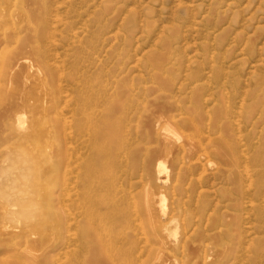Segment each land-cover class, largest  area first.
<instances>
[{
    "label": "rangeland",
    "instance_id": "374dc122",
    "mask_svg": "<svg viewBox=\"0 0 264 264\" xmlns=\"http://www.w3.org/2000/svg\"><path fill=\"white\" fill-rule=\"evenodd\" d=\"M262 172L264 0H0V264H264Z\"/></svg>",
    "mask_w": 264,
    "mask_h": 264
},
{
    "label": "bare ground",
    "instance_id": "6f19581e",
    "mask_svg": "<svg viewBox=\"0 0 264 264\" xmlns=\"http://www.w3.org/2000/svg\"><path fill=\"white\" fill-rule=\"evenodd\" d=\"M28 29V28H27ZM17 39V38H16ZM34 46H35V44H34ZM36 47V46H35ZM37 49V48H36ZM35 52H36V50H35ZM33 53V52H32ZM38 54V53H37ZM35 55V54H34ZM40 54H38V56H39ZM42 55V54H41ZM40 55V56H41ZM37 55H36V57H38ZM44 57V56H43ZM40 57H38V58H36V59H39ZM40 60V59H39ZM39 60H37V61H39ZM43 61V60H42ZM41 62V61H40ZM36 66V65H35ZM31 67V66H30ZM37 67V66H36ZM39 69V68H38ZM11 70V69H10ZM9 70V71H10ZM46 70V69H45ZM27 71V70H26ZM46 72H47V70H46ZM10 73V72H9ZM42 78V77H41ZM9 79V78H8ZM45 79V78H44ZM46 80H47V78H46ZM44 81V80H43ZM71 81V80H70ZM46 84L47 83H45V86H46ZM49 86L47 87V88H49V95H51L50 96V100H49V103H47L48 101H47V99H46V106H40V99H37L36 100V103H34L35 105H37L36 107H37V109H36V111H39V110H41L42 111V109L41 108H44V111H43V113H42V117H43V119H44V121L43 120H41V119H38L36 122H35V125H34V129L38 132L39 130H40V128L41 127H43V125L44 124H46V125H50V127H51V130H52V133H53V130H54V126H53V123L54 122H52V119L49 117V114H50V110H49V108H51V103H52V108H55L56 107V102H57V99H56V91H57V89L55 90V89H53L54 87L51 85V84H48ZM53 87V88H52ZM91 88V87H90ZM29 89H31V88H29ZM86 90V89H85ZM69 91V90H68ZM54 92V94H53V98H52V93ZM67 92V91H66ZM69 93V92H68ZM72 93V92H71ZM168 94V93H167ZM67 96V95H66ZM83 96V95H82ZM85 97V96H84ZM25 98V97H24ZM68 98V97H67ZM82 100V99H81ZM29 101V100H28ZM79 101V100H78ZM84 101V100H83ZM82 101V102H83ZM81 102V103H82ZM2 103V102H1ZM5 103V102H4ZM3 103V104H4ZM66 103V102H65ZM177 103V102H176ZM28 104V103H27ZM35 105H34V107H35ZM78 105H80L79 103L77 104V106ZM82 105H83V103H82ZM82 105L81 106H79L80 107V109L79 110H81V112H82V110H83V108H82ZM144 105V104H143ZM74 106H76V105H74ZM38 107H39V109H38ZM103 107V106H102ZM28 108V107H27ZM51 108V109H52ZM77 108V107H76ZM98 108V107H97ZM23 109V108H22ZM85 110V109H84ZM104 110V109H103ZM71 111V110H70ZM94 111V110H93ZM8 112V111H7ZM136 112V111H135ZM140 112V111H139ZM19 113H21V112H19ZM83 113H85V112H83ZM22 114V113H21ZM81 114L82 113H79V117L78 118H75L72 122H71V126L69 127V125H67V128H68V130L70 129V132H68L67 131V129L65 130V131H67V132H65V134L64 135H66L65 136V139H67L68 141V144L70 145L71 144V141H70V139L73 137V136H76V137H78V138H84V135H82L83 133H84V123H83V120H82V117H81ZM18 116V115H17ZM16 116V117H17ZM96 116V115H95ZM160 116V115H159ZM169 116V115H168ZM20 117H22V116H20ZM46 117H48V118H46ZM97 117V116H96ZM84 118V117H83ZM165 119H166V117H164ZM22 118H18L17 119V124L19 125V126H21L22 124H23V121L21 120ZM92 119V118H91ZM171 119H173V116H172V118ZM87 120V119H86ZM86 120H84V121H86ZM101 120V119H100ZM167 120V119H166ZM10 121V120H9ZM168 121V120H167ZM48 122H49V124H48ZM69 122V121H68ZM68 122H66V123H68ZM109 122V120L107 121V123ZM131 122V121H130ZM166 122V121H165ZM169 123H171L170 121H168ZM93 123V122H92ZM104 124V125H102V127L103 128H98L99 130H94V134H95V141H97V139H99L100 138V136H102V138H103V136H105L107 133L110 135L111 134V129H110V125L109 124ZM10 124V123H9ZM62 124V123H61ZM88 124V123H87ZM114 124V123H113ZM161 125V124H160ZM19 126H18V128L17 129H19ZM52 126H53V128H52ZM169 126H170V124H169ZM32 127V126H31ZM90 126H88V128H89ZM93 127V126H92ZM113 127V126H112ZM111 127V128H112ZM194 127V126H193ZM168 128V127H167ZM166 128V129H167ZM189 128V127H188ZM95 129V128H94ZM127 129V128H126ZM195 129V128H194ZM87 130V129H86ZM158 130V129H157ZM169 130V129H168ZM58 131V130H57ZM64 130H62V133H64L63 132ZM163 131V130H162ZM165 131V130H164ZM225 131V130H224ZM117 132V131H116ZM118 132H120V131H118ZM170 132V131H169ZM189 132V131H188ZM171 133V132H170ZM88 134V133H87ZM63 135V134H62ZM116 135V134H115ZM115 135H112L113 137L115 136ZM164 135V134H163ZM193 135V134H192ZM108 137V136H107ZM168 137H170V136H168ZM187 136H185V138H186ZM74 138V137H73ZM112 138V137H111ZM176 138H178L177 136H176ZM190 138V137H189ZM101 139V138H100ZM106 139H108V138H106ZM110 139V138H109ZM108 139V141L110 142V140ZM173 139V138H172ZM182 139V138H181ZM194 139V138H193ZM35 140V139H34ZM80 140V139H79ZM128 140V139H127ZM187 140H188V138H187ZM100 141V140H99ZM98 141V142H99ZM107 141V142H108ZM190 141V140H189ZM197 141V140H196ZM87 142V141H86ZM108 142V143H109ZM123 142V141H122ZM193 143L195 142L194 140L192 141ZM34 143V142H33ZM83 143H85L84 141L82 142V144ZM90 143V142H89ZM104 144H105V142H103ZM91 144V143H90ZM95 144V143H94ZM35 145H37V144H35ZM80 145V144H79ZM72 146V145H71ZM97 146L101 149V153L103 154V156H105L106 154H108L107 153V151L106 150H104V149H106V147H107V145L106 146H103V145H100V144H97ZM179 146H181V145H179ZM40 146L39 145H37L36 146V149H37V151L40 149L39 148ZM98 148V149H99ZM189 148L190 149H192V148H194V144H191V143H189ZM131 149V148H130ZM195 149V148H194ZM218 149H219V152H220V155H222V154H225V149H224V145H223V143L221 142V141H219L218 142ZM81 150V149H80ZM128 150V149H127ZM196 150V149H195ZM198 150V149H197ZM67 151H69V150H67ZM73 151L74 150H71L70 149V151H69V156H68V161H69V165H68V167L70 166V159L72 158V154H73ZM182 151H183V149H182ZM79 152H82V151H79ZM130 152V151H129ZM165 152V151H164ZM44 153V152H43ZM112 153V152H111ZM41 154V153H40ZM82 154H83V152H82ZM226 155V154H225ZM151 156H152V154H149L148 155V158H147V160H146V162H145V165L146 166H148L150 163H151ZM182 156V155H181ZM80 157H81V155H80ZM198 157V156H197ZM84 158V157H83ZM142 158H144V156L142 157ZM196 159V158H195ZM84 160V159H83ZM110 160V159H109ZM76 161H79L80 162V160L78 159V160H76ZM75 161V162H76ZM142 161V160H141ZM177 161V160H176ZM74 162V161H73ZM163 163H164V161H162ZM161 162V160L159 159V162H158V164H157V168H156V172H157V175H158V177H161L162 175H163V173L164 172H166V168H165V166H164V164ZM79 164V163H78ZM79 167H80V165H79ZM78 167V168H79ZM98 166H93V170L95 171V169L97 168ZM256 167V166H255ZM65 168V167H64ZM77 168V167H76ZM75 168V169H76ZM72 168H70V170H71ZM81 169H82V167H81ZM71 171H73V170H71ZM80 171V170H79ZM84 171H86V169L84 170ZM248 171H246V173H247ZM251 172V171H250ZM87 173V172H86ZM263 173L264 172H262V174H261V176L259 177V180L257 181V188H258V190H259V194H260V196L263 198L264 197V177L262 176L263 175ZM77 174V173H76ZM105 174V173H104ZM174 174V173H173ZM67 175H69V174H67ZM175 175V174H174ZM177 175V174H176ZM179 175V174H178ZM246 175H248V174H246ZM252 176H253V174H252ZM255 176V175H254ZM166 177V176H165ZM250 177V176H249ZM74 178V177H73ZM76 179H77V175H76V177H75ZM164 179H166V178H164ZM176 179V178H175ZM249 179V178H248ZM251 179V178H250ZM78 180V179H77ZM163 180V179H162ZM167 180V179H166ZM166 180H164V182L166 181ZM91 181H92V178H91ZM168 181V180H167ZM244 182V181H243ZM248 182V181H247ZM75 183V182H74ZM83 183V182H82ZM101 184V183H100ZM172 184H174L173 182H172ZM85 186V185H84ZM246 186V185H245ZM76 186H74V188H75ZM253 187V186H252ZM69 188V187H68ZM80 188V187H79ZM173 188V187H172ZM87 189V188H86ZM83 190V189H82ZM85 190V189H84ZM251 190V189H250ZM66 191H68V190H65V192ZM78 191V190H77ZM79 191H81V190H79ZM149 191V190H148ZM245 191V190H244ZM72 192V191H71ZM81 192H83V191H81ZM246 192H248V191H246ZM245 192V193H246ZM252 192V191H251ZM161 193V192H160ZM67 194H68V192H67ZM69 194H71V193H69ZM76 195V194H75ZM248 196H249V194H247ZM246 195V196H247ZM78 196V195H77ZM161 196H162V194H161ZM160 196V197H161ZM65 197H67V195L65 196ZM148 197V196H147ZM146 197V198H147ZM151 197V196H150ZM149 197V198H150ZM159 197V196H158ZM82 198V197H81ZM249 198H250V196H249ZM79 199V198H78ZM145 199V198H144ZM148 199V198H147ZM247 198H245V200H246ZM164 200L165 199H162V197L159 199V202H160V204H159V207H160V210L162 211V214H163V212L164 211H166V209H165V204H164ZM249 200V199H248ZM253 200V199H252ZM81 201V200H80ZM103 201L104 200H101V204H103L104 205V203H103ZM151 201V200H150ZM247 201V200H246ZM256 201H258V200H256ZM256 201H254V202H256ZM79 202V201H78ZM155 202V201H154ZM249 201H247V203H248ZM65 203V202H64ZM71 203V202H70ZM75 203V202H74ZM144 203H145V201H144ZM157 203V202H156ZM172 203V202H171ZM250 203V202H249ZM258 203V202H257ZM264 203V202H263ZM70 205V204H69ZM72 205V204H71ZM79 205H81L80 204V202H79ZM158 205V204H157ZM111 206V205H110ZM114 206V205H113ZM254 206V205H253ZM110 208V207H109ZM150 208V207H149ZM251 209V208H250ZM107 210V209H106ZM150 212V211H149ZM73 213V212H72ZM78 213V212H77ZM165 213V212H164ZM171 213V212H170ZM74 214V213H73ZM72 214V215H73ZM136 214H137V212H136ZM246 214V213H245ZM103 215V214H102ZM150 215V214H149ZM124 216V215H123ZM165 216V215H164ZM121 217H122V215H121ZM163 217V216H162ZM102 218V217H101ZM139 219H141L140 217H138ZM103 220V219H102ZM113 220V219H112ZM172 220V219H171ZM141 221V220H140ZM144 221V220H143ZM174 221H176V220H174ZM254 221V220H253ZM123 222H125V218H123ZM137 222H138V220H137ZM71 223H72V221H71V219H69L68 220V229H65V230H68V231H70V229H72V231H73V227L72 228H69V227H71L72 225H71ZM77 223V222H76ZM138 223H140V222H138ZM142 224H143V222H141ZM263 223V222H262ZM1 224V223H0ZM58 224V223H57ZM114 224L115 223H110V225H109V227H114ZM142 224H141V226H142ZM80 225V224H79ZM79 225H77V227L79 226ZM98 225V224H97ZM116 225V224H115ZM144 225V224H143ZM163 225V224H162ZM162 225H161V227H162ZM251 225V224H250ZM82 227V228H81ZM80 228H81V236H79V238L81 239V240H83V239H88L89 238V240L93 237V238H95V236L94 235H98V236H100V237H102V235H104V236H106L107 237V235L105 234V233H107V231H105V233L104 234H99L98 233V231H96L97 229H99V227H97L96 226V224L95 223H93V222H86V224H83V225H81L80 226ZM80 228H79V230H80ZM165 228V227H164ZM58 229V228H57ZM78 229V228H77ZM111 229V228H110ZM156 229V228H155ZM79 230H78V232H79ZM159 230V229H158ZM2 231V230H1ZM14 231V230H13ZM55 231V233H54V235H53V239H51L50 241L49 240H47L45 237V235H42V236H40V237H37V238H34V239H31V240H26V243H28V241L30 242H32L33 244H37L36 242L38 241L39 243H41L43 246H48V245H57V244H61L62 245V243H63V241H61L62 239H63V236H62V234L59 232V230H54ZM145 231V230H144ZM163 231H164V229H163ZM166 231V230H165ZM244 231V230H243ZM66 231H64V233H65ZM245 233H246V231H244ZM255 232V231H254ZM5 233H6V231H5ZM15 233V232H14ZM23 233V232H22ZM24 233H25V231H24ZM64 233H63V235H64ZM68 233V232H67ZM66 233V234H67ZM1 234H4L3 232L1 233ZM125 234V233H124ZM168 234H170V233H168ZM174 234V233H173ZM12 235V234H11ZM72 235V234H71ZM80 235V234H79ZM143 235V234H142ZM154 235H155V232H154ZM153 235V236H154ZM260 235V234H259ZM2 236V235H1ZM24 236V235H23ZM65 236V235H64ZM70 236V235H69ZM92 236V237H91ZM161 236V235H160ZM100 237L97 239V238H95V239H97L98 241H96L95 239V242H96V244H95V253H96V255L97 254H99V251H98V249H99V247H102L103 245L102 244H100V242H101V240H100ZM147 237V236H146ZM155 237H156V235H155ZM24 238H28V237H26V236H24ZM62 238V239H61ZM148 238V237H147ZM253 238V237H252ZM1 239V242H3V243H5L6 241H4V239H2V238H0ZM7 239H8V237H7ZM13 239V238H12ZM15 239H17V238H15ZM43 239V240H42ZM107 239L108 240H106V244H105V247H106V249H108L109 250V252H112L113 251V249H114V244L112 243V241H111V239L109 238V237H107ZM159 239V238H158ZM14 240V239H13ZM12 240V241H13ZM93 240V239H92ZM120 240V239H119ZM250 240V239H249ZM252 240V239H251ZM254 240V239H253ZM252 240V241H253ZM146 241H148L147 239H146ZM153 241V240H152ZM156 241V240H155ZM247 241V240H246ZM25 242V241H24ZM84 242V241H83ZM118 242V241H117ZM158 242V241H157ZM176 242V241H175ZM243 242H245V241H243ZM7 243V242H6ZM13 243H16L15 241H13ZM23 243V242H22ZM25 243V244H26ZM249 243V242H248ZM255 243V242H254ZM8 244V243H7ZM154 244V243H153ZM245 244H247V242L245 243ZM244 244V245H245ZM18 245V244H17ZM89 246H90V244H88ZM87 245V246H88ZM94 245V244H93ZM93 245H92V247H93ZM100 245H102V246H100ZM113 245V246H112ZM152 245V244H151ZM36 247V245H33V247ZM153 246H155V244L153 245ZM248 246H249V244H248ZM19 247V246H18ZM20 247H23V246H20ZM28 247V246H27ZM30 247V246H29ZM28 247V248H29ZM93 247V248H94ZM97 247V248H96ZM183 247V246H182ZM247 247V246H246ZM4 248V247H3ZM10 248H12L11 246H10ZM26 248V247H25ZM58 248V247H57ZM64 248V247H63ZM18 249V248H17ZM36 249V248H35ZM35 249H32L31 251H33V250H35ZM244 249V248H243ZM14 250V249H13ZM15 250H16V248H15ZM30 250V249H29ZM59 250H61V249H59ZM117 250H119L120 251V249H119V247H117ZM22 251H24V250H22ZM149 251V250H148ZM252 251V250H251ZM28 252H30V251H28ZM37 252V251H36ZM246 252V251H245ZM151 253V252H150ZM249 253V252H248ZM53 254V253H52ZM55 254H57V253H55ZM158 254V253H157ZM33 256H34V258L37 256L36 254H32ZM155 255V254H154ZM205 255V254H204ZM58 256V255H57ZM13 257V256H12ZM51 257V256H50ZM54 257V256H53ZM246 257V256H245ZM45 258H47V257H45ZM65 258V257H64ZM247 258H249V257H247ZM40 260H41V258H39ZM125 259V258H124ZM32 259H30L29 260V262L28 263H30V261H31ZM40 260H37V263L39 264L40 263ZM49 260H51V259H49ZM15 261V260H14ZM60 261V260H59ZM249 261V260H248ZM247 261V262H248ZM7 262V261H6ZM33 262V261H32ZM31 262V264H33ZM55 262H58V261H55ZM124 262H126L125 264H132V262H131V260L130 261H124ZM108 263L110 264L111 262H109L108 261ZM35 264H36V262H35ZM41 264V263H40ZM52 264H54V263H52ZM169 264V263H168Z\"/></svg>",
    "mask_w": 264,
    "mask_h": 264
}]
</instances>
